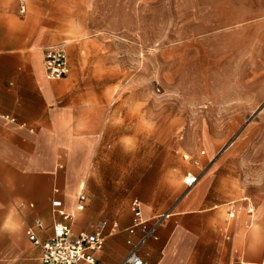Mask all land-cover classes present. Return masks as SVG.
Segmentation results:
<instances>
[{"label": "crops", "instance_id": "0c3cea01", "mask_svg": "<svg viewBox=\"0 0 264 264\" xmlns=\"http://www.w3.org/2000/svg\"><path fill=\"white\" fill-rule=\"evenodd\" d=\"M21 7L25 12L22 0H0V264H42L41 248L28 241L25 230L39 220L44 229L36 231L38 239L45 241L51 236L53 200L60 201L64 212L73 216L74 234L92 230L96 217L89 206L85 178L89 155L105 125L101 117L89 120L82 108L90 84L96 78L99 81L103 70L83 67L82 57L74 58L73 53L84 44L72 43L67 53V76L48 81L43 54L56 41L51 34L56 21L46 18L21 32L14 25ZM73 10L65 8L67 28H73ZM76 11L82 20L74 27L111 29L128 39L134 50L151 51V59L158 62L155 75L163 82L164 77H170L183 101L216 109L246 108L253 106L248 104L250 100H264V87L258 95L254 89L235 87L233 92L232 87H217L242 84V76H249L250 71L254 79L245 81L247 85L264 77V0H96ZM258 68L261 71L256 74ZM188 83L192 92L182 89ZM144 105L145 114L151 116L150 102ZM113 113L119 118L121 105H116ZM81 169L85 170L83 175ZM79 181L83 185L77 192ZM199 184L200 179L193 189ZM81 193L87 200L84 210L76 212ZM134 199L143 207L138 198L131 201ZM241 199L250 201L254 213L238 215L225 232L223 205ZM203 204L204 198L184 197L155 230L157 239H148L139 247L142 261L264 264V242L250 253L245 242L256 215L249 198L228 200L210 209L201 207ZM216 210L222 216L209 214ZM154 216L149 213L144 219ZM130 225L131 212L126 224L108 222L109 235L96 255V264H123L130 250L126 245ZM142 236L137 228L131 240L137 243Z\"/></svg>", "mask_w": 264, "mask_h": 264}, {"label": "rangeland", "instance_id": "374dc122", "mask_svg": "<svg viewBox=\"0 0 264 264\" xmlns=\"http://www.w3.org/2000/svg\"><path fill=\"white\" fill-rule=\"evenodd\" d=\"M22 2L25 12L18 9L14 19L16 28L27 32L30 25L51 18L57 24L51 31L56 38L54 46H63L68 53L70 44L80 42L84 48L78 53L74 51V58L82 57L83 67L103 70L99 81L96 78L90 84L86 103H82L89 120L101 117L105 124L89 155L85 178L90 191L89 206L96 217L94 223L100 220L118 226L128 223L132 198L142 202L149 216V213L175 212V206L184 197L204 198L201 205L204 209L247 197L255 205L256 215L255 226L245 242L249 253L261 245L264 242V100H250L248 104L253 106L246 108L216 109L183 101L170 77H164L163 82L162 77L155 75L159 71L158 62L151 59V51L146 53L138 47L134 50L128 39L111 29L74 27L82 20L76 10L85 3L95 4L96 0ZM65 8H74L73 28H67ZM260 71L258 68L256 74ZM241 79L242 84L217 87H232L233 92L235 87H241L254 89L257 95L261 93L264 77H258L255 85L245 83L254 79L252 71ZM172 87L174 90L170 91ZM182 89L192 92L193 86L188 83ZM145 102H150L153 108L151 116L144 112ZM116 105H121L119 118L113 113ZM66 151L70 155L71 151ZM201 151L205 155L201 157V167L196 169L191 159ZM81 170L83 175L85 170ZM200 170L199 186L187 190L182 183L184 176ZM82 185L79 181L77 192ZM214 212L221 214L218 210L209 214Z\"/></svg>", "mask_w": 264, "mask_h": 264}, {"label": "built area", "instance_id": "2783aa9c", "mask_svg": "<svg viewBox=\"0 0 264 264\" xmlns=\"http://www.w3.org/2000/svg\"><path fill=\"white\" fill-rule=\"evenodd\" d=\"M20 13H24V7L20 8ZM43 69L45 78L48 81H56L65 78L68 74V55L63 46H52L47 48L43 54ZM11 123L14 119L1 116ZM204 152L191 159L194 168L201 167V157ZM185 159H187L185 157ZM201 170L198 173L188 172L182 183L187 190L192 189L200 179ZM86 196L81 193L78 196L76 212H82L86 203ZM54 222L52 234L45 241H40L36 231L44 229L43 224L36 220L33 227L25 230V236L33 245L41 248L40 261L42 264H96V255L104 247L108 234V222L100 220L93 225L90 232H79L74 234L72 231L73 216L66 214L62 208V203L58 200L51 202ZM217 208V207H215ZM225 210L224 231L228 232L229 225L233 219L240 214L251 216L254 208L248 199L227 202L223 205ZM131 225L127 229L128 239L126 245L130 250L123 261V264H145L138 255L139 247L148 239L156 240L155 230L161 225L162 220L169 217L168 214H161L146 220L142 217V206L137 199L130 203ZM140 228L143 236L139 242L134 243L131 236L135 229ZM226 240L228 238L226 237Z\"/></svg>", "mask_w": 264, "mask_h": 264}, {"label": "bare ground", "instance_id": "6f19581e", "mask_svg": "<svg viewBox=\"0 0 264 264\" xmlns=\"http://www.w3.org/2000/svg\"><path fill=\"white\" fill-rule=\"evenodd\" d=\"M207 154H208V151H207ZM142 217L145 218V217H148L145 213V208L142 207Z\"/></svg>", "mask_w": 264, "mask_h": 264}]
</instances>
